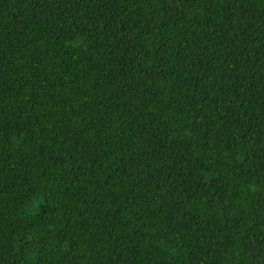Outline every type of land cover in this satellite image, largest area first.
<instances>
[{
	"label": "trees",
	"instance_id": "trees-1",
	"mask_svg": "<svg viewBox=\"0 0 264 264\" xmlns=\"http://www.w3.org/2000/svg\"><path fill=\"white\" fill-rule=\"evenodd\" d=\"M0 264H264V0H0Z\"/></svg>",
	"mask_w": 264,
	"mask_h": 264
}]
</instances>
